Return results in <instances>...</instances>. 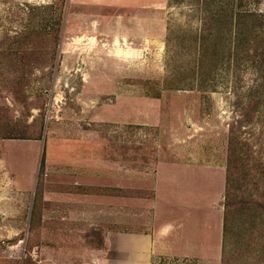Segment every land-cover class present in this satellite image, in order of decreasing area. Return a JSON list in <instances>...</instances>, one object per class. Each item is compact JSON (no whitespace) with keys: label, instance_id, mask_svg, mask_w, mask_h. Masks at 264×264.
<instances>
[{"label":"rangeland","instance_id":"374dc122","mask_svg":"<svg viewBox=\"0 0 264 264\" xmlns=\"http://www.w3.org/2000/svg\"><path fill=\"white\" fill-rule=\"evenodd\" d=\"M189 161L224 176L216 264H264V0H0V264H127Z\"/></svg>","mask_w":264,"mask_h":264},{"label":"crops","instance_id":"0c3cea01","mask_svg":"<svg viewBox=\"0 0 264 264\" xmlns=\"http://www.w3.org/2000/svg\"><path fill=\"white\" fill-rule=\"evenodd\" d=\"M139 6L144 4L137 9ZM110 17L112 35L124 34L129 22H136L138 28L140 22L143 26L145 23L139 18L130 20L124 9ZM210 169L190 161L158 163L153 190V207L160 215L158 224L142 228L141 223L130 225V219L124 223L121 244L127 264H153L162 257L215 264L220 261L224 216L220 186L224 176L219 169ZM211 172H218L217 180L210 178Z\"/></svg>","mask_w":264,"mask_h":264},{"label":"trees","instance_id":"16d2710c","mask_svg":"<svg viewBox=\"0 0 264 264\" xmlns=\"http://www.w3.org/2000/svg\"><path fill=\"white\" fill-rule=\"evenodd\" d=\"M258 205L259 206V202H257V200L255 199H250V200H242V205L248 210V206H251V205ZM224 209H223V212H224V217H223V235L226 234V231H227V228H228V210H229V205H228V202H225L224 204ZM253 208V206H252Z\"/></svg>","mask_w":264,"mask_h":264}]
</instances>
